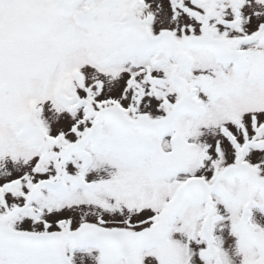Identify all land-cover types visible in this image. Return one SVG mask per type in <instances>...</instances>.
I'll return each mask as SVG.
<instances>
[{
  "label": "snow or ice",
  "instance_id": "1",
  "mask_svg": "<svg viewBox=\"0 0 264 264\" xmlns=\"http://www.w3.org/2000/svg\"><path fill=\"white\" fill-rule=\"evenodd\" d=\"M0 264H264V0H0Z\"/></svg>",
  "mask_w": 264,
  "mask_h": 264
}]
</instances>
